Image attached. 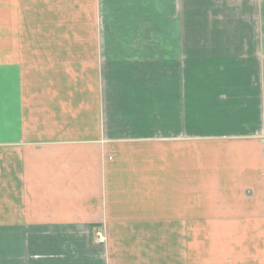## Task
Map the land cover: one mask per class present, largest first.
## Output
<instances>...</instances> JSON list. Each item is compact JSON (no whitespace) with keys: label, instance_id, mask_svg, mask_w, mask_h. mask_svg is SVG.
Instances as JSON below:
<instances>
[{"label":"crops","instance_id":"1","mask_svg":"<svg viewBox=\"0 0 264 264\" xmlns=\"http://www.w3.org/2000/svg\"><path fill=\"white\" fill-rule=\"evenodd\" d=\"M0 264H264V0H0Z\"/></svg>","mask_w":264,"mask_h":264},{"label":"built area","instance_id":"2","mask_svg":"<svg viewBox=\"0 0 264 264\" xmlns=\"http://www.w3.org/2000/svg\"><path fill=\"white\" fill-rule=\"evenodd\" d=\"M104 241H105L104 236L101 233L98 232L96 234V242L101 244V243H104Z\"/></svg>","mask_w":264,"mask_h":264}]
</instances>
